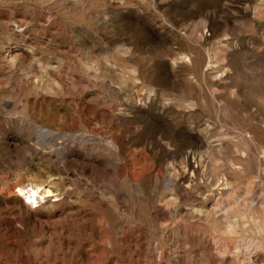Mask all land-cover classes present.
Listing matches in <instances>:
<instances>
[{"label": "rangeland", "instance_id": "1", "mask_svg": "<svg viewBox=\"0 0 264 264\" xmlns=\"http://www.w3.org/2000/svg\"><path fill=\"white\" fill-rule=\"evenodd\" d=\"M0 264H264V0H0Z\"/></svg>", "mask_w": 264, "mask_h": 264}, {"label": "bare ground", "instance_id": "2", "mask_svg": "<svg viewBox=\"0 0 264 264\" xmlns=\"http://www.w3.org/2000/svg\"><path fill=\"white\" fill-rule=\"evenodd\" d=\"M19 191L24 196L25 200L29 203L31 202V204L37 203V200L45 199L47 195L52 194L51 188L42 190V187L38 185H30V187H20Z\"/></svg>", "mask_w": 264, "mask_h": 264}]
</instances>
